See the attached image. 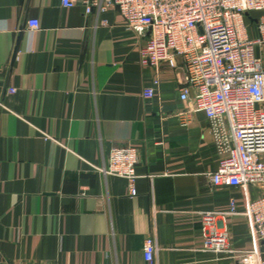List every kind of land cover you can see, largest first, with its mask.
<instances>
[{
  "label": "crops",
  "instance_id": "obj_1",
  "mask_svg": "<svg viewBox=\"0 0 264 264\" xmlns=\"http://www.w3.org/2000/svg\"><path fill=\"white\" fill-rule=\"evenodd\" d=\"M145 41L116 9L0 0V264H150L148 236L152 264H240L253 247L246 216L218 214L245 192L211 182L222 155L180 97L184 69L143 66ZM129 144L134 196L99 170Z\"/></svg>",
  "mask_w": 264,
  "mask_h": 264
},
{
  "label": "built area",
  "instance_id": "obj_2",
  "mask_svg": "<svg viewBox=\"0 0 264 264\" xmlns=\"http://www.w3.org/2000/svg\"><path fill=\"white\" fill-rule=\"evenodd\" d=\"M66 8L84 6L86 14L116 9L129 29L146 38L140 49L143 66L183 68L180 97L204 112L221 153L216 186L244 190L242 201L231 198L222 217L246 216L253 247L237 250L240 264H264V0H61ZM31 30L40 22L30 20ZM157 76L146 88L153 97ZM12 92L14 90H11ZM138 147L114 146L99 170L127 181L130 194L138 193ZM259 195L253 198L249 188ZM204 235L209 246L223 238ZM222 247L218 244L217 249ZM155 240H145V258L154 262ZM54 264V263H46Z\"/></svg>",
  "mask_w": 264,
  "mask_h": 264
}]
</instances>
